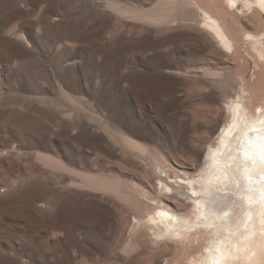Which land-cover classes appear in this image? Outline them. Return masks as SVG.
Masks as SVG:
<instances>
[{
  "label": "rangeland",
  "instance_id": "obj_1",
  "mask_svg": "<svg viewBox=\"0 0 264 264\" xmlns=\"http://www.w3.org/2000/svg\"><path fill=\"white\" fill-rule=\"evenodd\" d=\"M201 23L182 0H0V264L202 254L207 232L156 243L130 227L162 197L155 165L197 177L227 105L261 77L251 47L230 56Z\"/></svg>",
  "mask_w": 264,
  "mask_h": 264
},
{
  "label": "bare ground",
  "instance_id": "obj_2",
  "mask_svg": "<svg viewBox=\"0 0 264 264\" xmlns=\"http://www.w3.org/2000/svg\"><path fill=\"white\" fill-rule=\"evenodd\" d=\"M182 1L197 8L202 27L228 55L237 58L238 48L251 47L254 70H259L261 77L250 92L242 87L227 105L231 120L219 131L216 144L209 146L197 177L170 180L155 165L162 197L152 204L150 213L134 216L131 231L144 227L156 243L182 241L198 230L210 234L202 254L185 264H264V103L256 106L264 96V0ZM162 17H169V13ZM239 22L251 31L243 30ZM86 182L101 179L89 177L83 180ZM107 186L116 195L122 192V184L111 182ZM170 193L190 203L189 215L167 203L172 197L165 195ZM140 195L146 199L145 194ZM177 202L176 206H181Z\"/></svg>",
  "mask_w": 264,
  "mask_h": 264
}]
</instances>
